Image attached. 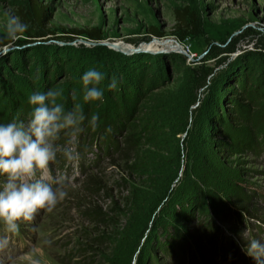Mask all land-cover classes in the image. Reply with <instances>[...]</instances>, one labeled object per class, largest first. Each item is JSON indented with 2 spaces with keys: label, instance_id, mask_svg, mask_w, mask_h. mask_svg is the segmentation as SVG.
<instances>
[{
  "label": "rangeland",
  "instance_id": "rangeland-1",
  "mask_svg": "<svg viewBox=\"0 0 264 264\" xmlns=\"http://www.w3.org/2000/svg\"><path fill=\"white\" fill-rule=\"evenodd\" d=\"M39 2L53 34L13 41L9 19L23 22L28 0H0V125L27 123L29 96L53 88L87 119L74 142L80 159L58 154L50 165V179L72 178L67 198L18 234L0 223V238H10L0 264H256L244 249L264 242V0ZM186 7L194 17L179 29L175 11ZM91 28L101 40L67 33ZM153 28L176 49H146ZM89 69L105 75L102 101L83 100ZM116 117L107 141L105 122ZM174 221L189 241L167 255Z\"/></svg>",
  "mask_w": 264,
  "mask_h": 264
},
{
  "label": "clouds",
  "instance_id": "clouds-1",
  "mask_svg": "<svg viewBox=\"0 0 264 264\" xmlns=\"http://www.w3.org/2000/svg\"><path fill=\"white\" fill-rule=\"evenodd\" d=\"M28 29L29 25L19 17H10L7 25L10 40L19 39ZM104 79L105 75L96 69L83 74L84 101L103 100L104 88L99 85ZM107 87H117L115 76ZM62 96L63 91L58 88L32 93L28 98L32 108L27 123L13 120L0 125V176L6 177L0 184V223L9 234H18L21 222H32L40 210L52 212L68 196L72 178L57 175L50 179V165L57 162L58 154L69 162L80 159L74 142L84 131L87 118L79 105L66 110L59 102ZM99 119L98 114L91 115L88 122L93 130ZM62 134L67 137L64 144L58 143ZM9 243V236L0 238V250ZM244 251L256 264H264V242L251 239ZM31 264L40 261L32 259Z\"/></svg>",
  "mask_w": 264,
  "mask_h": 264
},
{
  "label": "trees",
  "instance_id": "trees-1",
  "mask_svg": "<svg viewBox=\"0 0 264 264\" xmlns=\"http://www.w3.org/2000/svg\"><path fill=\"white\" fill-rule=\"evenodd\" d=\"M19 16L21 17V19L23 20L24 23L31 25L27 31V34L29 37H32L34 39H43L46 36H48L49 34H53L52 31L45 29L43 22L46 20V17H47V7L41 5L39 0H28L27 5L24 8H21V10L19 11ZM175 17H176V21H177V28L181 29L184 27H188L190 25V22L193 20L194 16H193V12L191 11V9L189 7H186L183 9H176ZM29 19L31 21H28ZM67 33L73 34V36H76V38L80 37V36H87L88 38L93 39V40H101L103 37L100 29H97V28H91V29H85V30L72 29ZM152 34L154 36H156L157 38L163 37V35L154 28L152 29ZM180 39L182 41L185 39V37L181 36ZM110 123L107 124V122H105V126H104V127H106V128H104L106 130V131H104V132H106L105 133L106 136L104 137V139L107 141L112 137L113 132L119 127V122L117 120V117L115 118V120L111 121ZM109 128L112 129L111 132L107 131V129H109ZM97 131L98 130H94V132H97ZM95 136H97V135H95ZM129 147H131V148L136 147V142L131 140L129 142ZM134 162L137 163L139 166L141 165L142 166V167L140 166L141 168H146V165L149 163V161L147 159H145V158L143 159L140 156L137 157ZM137 170H139V169H137ZM210 194H211V192H210ZM223 205L225 207L227 206L225 204H223ZM186 209H187V207L184 208L183 210H186ZM204 211L207 212V209L205 208ZM185 212H187V211H185ZM188 212L190 215L191 214L194 215L193 211L192 212L188 211ZM204 216L205 215L203 214L202 217H204ZM238 216H240L242 218L241 214H239ZM172 225L176 231L177 225H178L177 222L174 221V223H172ZM208 225L212 226V228L215 231V232L213 231V237H212V240H214L216 238L219 230L217 227H213L214 225L211 224V222ZM170 228H172V227H170ZM170 228H169V226L164 227L163 232L165 230H166L165 233L168 232L167 230L171 231ZM159 240H160V238L157 236V239H156L157 244H159L161 242ZM188 241H189L188 237L186 235H184L183 233H181L180 230H177L176 233L172 234V235H171V232L168 233L166 235L165 240L163 241L165 243V246L167 247L166 248L167 255H171L176 249H179L181 251L186 250V248H184V246L188 244ZM169 242H171V243H169ZM165 246H162V247H165ZM164 251H165V249H164ZM164 253H166V252H164ZM183 258H184V256H183ZM182 264H190V259H187V262L183 261Z\"/></svg>",
  "mask_w": 264,
  "mask_h": 264
},
{
  "label": "bare ground",
  "instance_id": "bare-ground-1",
  "mask_svg": "<svg viewBox=\"0 0 264 264\" xmlns=\"http://www.w3.org/2000/svg\"><path fill=\"white\" fill-rule=\"evenodd\" d=\"M155 42L154 43H151L150 45H147V46H144L146 49H147V47H149V46H151V45H154V46H152L151 47V49H155V48H161V49H163L164 48V50L165 51H167L166 49H165V47L167 46V47H174L175 49H176V47H175V45L173 44H170V43H166V41H157V40H154ZM178 49L179 50H181V47H178ZM149 50V49H148ZM170 49H168V51H169ZM150 51V50H149ZM170 51H172V50H170Z\"/></svg>",
  "mask_w": 264,
  "mask_h": 264
},
{
  "label": "water",
  "instance_id": "water-1",
  "mask_svg": "<svg viewBox=\"0 0 264 264\" xmlns=\"http://www.w3.org/2000/svg\"><path fill=\"white\" fill-rule=\"evenodd\" d=\"M153 40L162 41L161 38H153ZM144 46H145V45H144ZM181 48H182V47H181ZM138 51H146V49L144 50V49L140 48V49H138ZM175 51H177V50H175ZM182 52L185 53L184 50H182Z\"/></svg>",
  "mask_w": 264,
  "mask_h": 264
}]
</instances>
